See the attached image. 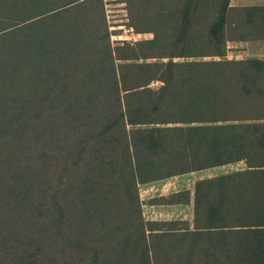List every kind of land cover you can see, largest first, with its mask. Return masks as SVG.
I'll return each mask as SVG.
<instances>
[{
	"label": "trees",
	"instance_id": "obj_1",
	"mask_svg": "<svg viewBox=\"0 0 264 264\" xmlns=\"http://www.w3.org/2000/svg\"><path fill=\"white\" fill-rule=\"evenodd\" d=\"M110 40L103 0H0V264H264V5L123 0ZM244 162L150 204L138 185Z\"/></svg>",
	"mask_w": 264,
	"mask_h": 264
},
{
	"label": "rangeland",
	"instance_id": "obj_2",
	"mask_svg": "<svg viewBox=\"0 0 264 264\" xmlns=\"http://www.w3.org/2000/svg\"><path fill=\"white\" fill-rule=\"evenodd\" d=\"M103 1L105 3V14L111 41H136L143 38H149L151 36L149 33H134L133 31H131V28H128L125 25V3L123 2V0ZM252 1H255L257 3H264L263 0ZM241 55L243 56L244 54L241 53ZM243 167L244 162L238 161L231 164L193 171L185 175H175L176 177L172 176L171 178L169 177V179L166 178L167 181L165 182L170 183V185H168V189H162V186L158 183H164L160 181L140 184L138 185V198L140 201L142 217L146 220H180L185 221L186 223H190L192 219V200H190V202L187 204H150L148 203V201L152 199H158L159 196H166L168 195V192L176 189L184 190V188H187V190L192 193L194 183L198 179L213 177L218 174H224L239 170Z\"/></svg>",
	"mask_w": 264,
	"mask_h": 264
},
{
	"label": "crops",
	"instance_id": "obj_3",
	"mask_svg": "<svg viewBox=\"0 0 264 264\" xmlns=\"http://www.w3.org/2000/svg\"><path fill=\"white\" fill-rule=\"evenodd\" d=\"M261 5H264V3H257V2L252 1V0H229V2H228L229 7H245V6H261ZM235 49H237V50H235ZM243 49H246V50H243ZM241 53H243L244 55L242 56ZM248 53H250V54H248ZM225 57L228 59L257 58V59L264 60V39L226 41ZM189 173H191V172H189ZM185 174H188V173H184V175ZM174 177H176V176H174ZM165 181H167V179L160 181L164 184L158 183L159 185L162 186V189H168L169 188L168 185H170V183L165 182ZM184 189H187V188H184ZM175 191H178V190L177 189L172 190V191L168 192V194L175 192Z\"/></svg>",
	"mask_w": 264,
	"mask_h": 264
},
{
	"label": "built area",
	"instance_id": "obj_4",
	"mask_svg": "<svg viewBox=\"0 0 264 264\" xmlns=\"http://www.w3.org/2000/svg\"><path fill=\"white\" fill-rule=\"evenodd\" d=\"M132 31V30H131Z\"/></svg>",
	"mask_w": 264,
	"mask_h": 264
}]
</instances>
